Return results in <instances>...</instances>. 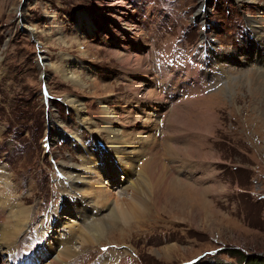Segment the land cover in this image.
Masks as SVG:
<instances>
[{
  "label": "rangeland",
  "instance_id": "374dc122",
  "mask_svg": "<svg viewBox=\"0 0 264 264\" xmlns=\"http://www.w3.org/2000/svg\"><path fill=\"white\" fill-rule=\"evenodd\" d=\"M258 16L264 27V0H0V201L7 195L29 214L15 245L33 252L42 227L54 229L55 217L59 226L63 215L75 218L72 208L61 210L64 191L77 186L63 182L62 167L77 168L80 155L88 156L76 147H93L95 131L105 126L102 107L118 110L115 125L133 145L138 113L131 99L145 101L154 89L152 108L143 107L156 142L148 168L192 187L183 195L172 183L167 191L151 187L143 207L135 201L142 211L132 222L111 226L97 243L73 242L75 257L59 259L264 264V89L255 90L264 88L257 78L264 74V32L247 24ZM210 55L219 61L207 68ZM66 98L79 102L83 115ZM133 171L132 180L145 179L138 164ZM116 175V186L126 182L121 169ZM157 192L179 193L184 198L174 201L185 205L158 203ZM7 211L0 212V234L16 226ZM56 244L47 246L49 263L58 257ZM4 259L0 252V264Z\"/></svg>",
  "mask_w": 264,
  "mask_h": 264
},
{
  "label": "bare ground",
  "instance_id": "6f19581e",
  "mask_svg": "<svg viewBox=\"0 0 264 264\" xmlns=\"http://www.w3.org/2000/svg\"><path fill=\"white\" fill-rule=\"evenodd\" d=\"M242 1L256 3V1L259 0H242ZM259 18L260 17L258 16L256 18L249 17V19H247V24L251 26L252 32H254V28L260 29L264 32V27L260 25ZM207 45L209 47V51H210L209 53L211 54L212 44L207 43ZM214 61L215 63H218L219 60L210 55V58L205 60L206 64L204 65L207 68H209L208 66H211L210 63ZM262 69H264V65H262ZM222 71L223 74L227 73L225 69L224 70L222 69ZM204 73L207 74V70L204 71ZM257 75L261 76L257 78H261L260 79L261 83H264V74H257ZM64 78L68 79L69 81L72 80L76 84H80V85L84 84L83 80H81V78L76 75L70 74L69 76H67L65 72ZM170 81L171 80L169 73L168 81L166 82V84L170 85ZM187 81L189 82L188 79L185 80V82ZM193 83L197 85L200 82L198 79L195 78ZM248 84H250V82ZM224 89H227V86L223 87V90ZM263 89L264 88L259 86V88L255 90L259 92L261 90L263 91ZM168 90L171 92L173 91L170 89ZM155 92L156 91L154 89L153 91L147 92L149 94H147V99L145 101L141 98H139L140 99L139 100L137 95H135L131 99L134 107V113L136 110L138 113L135 116L136 118H134L135 120L134 123L131 125V128H133L134 130L133 136L130 137V140L133 143V145L130 144L129 138H127L126 136L127 132L124 131L122 127L121 130H119L118 127H116L115 125L116 123L117 124L120 123L118 121H119V116L121 115L118 114V110L113 109L110 111V109H108L109 107L107 106L102 107L100 111V118L102 119L103 122L105 121L104 122L105 126L104 128L95 131L94 133L95 142L93 144V147H91V149H87V147L84 146L82 142L78 143L76 147L77 152L80 149H83L85 154L88 156H84L82 158V156L78 152V155H80L81 158V165H78L77 168L73 167L71 168V170H67L64 166L62 167V170H64V172L61 173L63 182H65L66 184L69 183L70 185V183L76 180L77 186L76 183H74L73 187L71 186L72 188H69L66 191H64L61 210L64 211L65 208L68 207L72 208L73 211L72 214H74L75 218H70L63 215L61 217V221H62L61 226H59V224L57 223L59 219L55 217L54 229L51 230L49 226L48 228L42 227V230L46 229L44 236L40 237V240L42 238V241H39V243L33 249V252L27 249L19 248L18 245L17 246L15 245V242L17 241L16 237H18L15 235L19 233L16 230L18 227H22L23 224L26 222L29 216L28 209L23 204H18L16 206H13L15 201L7 200L8 199V198L6 199L7 195L4 198L5 202H3V200L0 201V205L2 206L1 211L3 212V210H9L7 211V216L11 217L10 223L13 222V225H16L13 228L14 230L10 227L4 226L3 231L0 234L1 238L3 239V241L1 240L2 242L0 243V252L1 254L2 253L5 254V259H4L5 261L3 262V264H64L59 259V254L61 256L63 254H68L67 256H70L71 258L75 257L74 253L76 249H74L72 246L73 242L76 241L77 244L82 247L86 246L89 243L92 242L94 243L98 239H100L104 235V233H106V231H108L111 228V226H116L117 223L119 222L125 224L123 226H126L130 222H132V220L136 217V215L138 214L140 215L142 211L140 206L143 207L142 199L146 197L145 194H149L151 192L152 189L151 187H153L154 189L161 188V190L167 191L170 188L169 185L172 183L175 185V186L172 185L174 187H176V185L179 186L182 195L184 193L183 190L192 187L188 185V183L181 181L180 179H177L174 176L172 177L170 173H167L166 171L159 173V175L155 174L154 176V170H150L148 168V162L154 160L155 157L156 142L155 141H154L155 143L153 142L154 140L152 137L153 133L151 132V127H150V122L153 118L149 114L147 118H145L146 116L145 114H144L145 116L143 117V109H144L143 107H145L146 105V107L152 108L153 106L152 96H154L155 98ZM66 100L71 101L70 103H72L71 105L75 109L78 115L80 116L83 115L82 106H80L79 102H77L74 98H69V99L66 98ZM157 100H160V98L158 97ZM145 102H148V104L146 103L144 105ZM153 109H155V107ZM159 109L161 108L159 107ZM154 112L159 113V111H154ZM145 113L147 114V111ZM162 124L163 123H161V125ZM122 126H124V124H122ZM97 140H101L103 142V144L105 145L104 149L97 147L96 144L98 143ZM73 142L77 144V139L73 138ZM141 145L143 146L141 147ZM171 147L172 146H168L166 150L169 149L170 151H174L175 148L173 147L171 148ZM169 150L166 152L169 153ZM145 157H147L145 160L140 161ZM135 164H138L140 166L141 171L146 172V175H144L146 176L145 179L138 178L137 180L136 179L132 180L134 175L133 170H135ZM153 167H155V165H153ZM120 169L124 173L123 179L126 182L117 183L116 186L114 182L117 181L118 179L116 174L117 171H119ZM66 173L67 176L65 177ZM103 178L107 179L106 181L107 183H105ZM99 180L103 181L105 184H108V187L103 186L105 185L104 183L103 185H101L98 182ZM120 182H122V179ZM125 185L126 187H124ZM113 186L115 187V190L116 188H120V190L117 189L118 190L117 195L114 194L112 191L113 189H111V187ZM128 190L131 192L130 193L131 196L127 198L126 193L128 192ZM77 191L80 194H77L76 193ZM181 194L180 195L179 193L174 195L169 194L165 196V195H160L158 193L156 198L158 203L160 202V200L164 199L165 206H172V205L184 206L185 203L174 201L176 197H177V201L182 200L184 196H181ZM135 201H139L140 206H138L139 204H136ZM94 213H96V215ZM78 216L80 217L81 220L79 219ZM41 223H43V221H41ZM47 236L49 237V241L45 240ZM54 242H57L58 244L54 246V248L55 247L57 248H55L52 251L54 253L55 251H57L58 257L54 258L52 263H49L50 258H48L49 251L47 246L49 247V250H51L50 248L52 246L49 244ZM66 244H68V246H65ZM169 249L170 248H167V250ZM164 256L166 257L168 256V254H164Z\"/></svg>",
  "mask_w": 264,
  "mask_h": 264
},
{
  "label": "trees",
  "instance_id": "16d2710c",
  "mask_svg": "<svg viewBox=\"0 0 264 264\" xmlns=\"http://www.w3.org/2000/svg\"><path fill=\"white\" fill-rule=\"evenodd\" d=\"M243 257L245 258V260L247 259V256H244V255H243ZM244 262H245V261H244Z\"/></svg>",
  "mask_w": 264,
  "mask_h": 264
},
{
  "label": "water",
  "instance_id": "95a60500",
  "mask_svg": "<svg viewBox=\"0 0 264 264\" xmlns=\"http://www.w3.org/2000/svg\"><path fill=\"white\" fill-rule=\"evenodd\" d=\"M4 47H5V44H4Z\"/></svg>",
  "mask_w": 264,
  "mask_h": 264
}]
</instances>
